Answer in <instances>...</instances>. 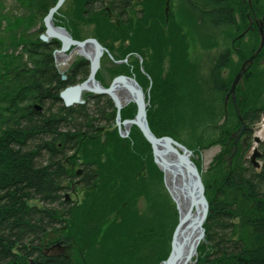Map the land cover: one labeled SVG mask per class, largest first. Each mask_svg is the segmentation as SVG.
Here are the masks:
<instances>
[{
    "label": "trees",
    "instance_id": "obj_1",
    "mask_svg": "<svg viewBox=\"0 0 264 264\" xmlns=\"http://www.w3.org/2000/svg\"><path fill=\"white\" fill-rule=\"evenodd\" d=\"M3 1L0 264H159L166 260L178 215L164 192L163 174L153 162L150 144L135 126L128 138H121L116 130L102 144L95 134L97 128L115 119L112 101L94 96L91 107L67 108L58 92L51 90L59 81L51 60L56 46L42 42L41 34L36 37L26 31L38 19L43 25V18L57 0H15L24 12L11 17L2 12ZM87 1L71 0L74 19L60 26L74 38L77 27L73 22L84 16ZM212 4L213 9L204 13L200 25L204 28L208 23L216 33L201 31L196 39L188 9L181 8L176 37L172 17L165 24V32L160 28L158 20L164 18L159 0L149 1L146 18L140 13L136 24L116 25L102 8L85 12L83 19L93 26L91 37L101 44L113 46L119 40L120 56L115 60L131 54L122 70L110 68L111 77L134 74L144 93L149 94L147 121L157 138L168 136L179 143L181 132L188 129L198 149L215 145L222 148L208 179L202 176L200 164L192 160L201 174L209 204L205 240L198 246L196 264H264V166L258 176L244 155L252 126L264 115V71L258 76L254 71L264 60V46L235 89L237 107L247 126L246 143L238 144L230 165L224 160L232 152L230 136L240 125L232 102L225 107L224 100L234 74L258 48L257 30L242 33L248 27L251 10L264 23V0H251V9L243 0H212ZM237 5H241L239 10ZM247 34L251 35V45L244 44L237 51L236 69L224 75L234 65L226 43L237 45ZM146 37L149 49L144 50ZM219 37L226 46L219 54L210 59L200 55L196 60L190 56V39L210 50L219 46L215 41ZM20 46L22 52L15 56ZM107 47L112 53L113 49ZM24 54L31 67L22 62ZM87 74L88 69L77 68L61 89L83 81ZM204 95L220 99L224 120L220 125H206L198 133L196 130L206 122L205 113L213 111L202 104ZM36 102L43 106L42 111L32 108ZM135 114L136 106L131 103L121 110L120 118L132 119ZM210 131L215 134L210 135ZM71 152L72 163L68 162ZM74 163L84 166L86 172L81 178L85 184L74 186V195L80 193L81 199L69 202L63 193L71 192L68 180L75 172L69 165ZM174 221V228H169Z\"/></svg>",
    "mask_w": 264,
    "mask_h": 264
},
{
    "label": "water",
    "instance_id": "obj_2",
    "mask_svg": "<svg viewBox=\"0 0 264 264\" xmlns=\"http://www.w3.org/2000/svg\"><path fill=\"white\" fill-rule=\"evenodd\" d=\"M64 2L65 0H57L55 5L48 10L47 15L43 18L45 32L40 36V40L42 42H47L49 39L58 40L60 42V49L57 52L60 54H66L68 52V55H71L75 50H78L79 55L86 58L90 66L88 76L83 82L65 87L59 91L58 97L65 107H72L84 103L82 96L85 93L106 95L114 103L116 123L113 128L116 127L118 129L120 136L123 138L127 137L131 126H136L140 130L145 140L151 146L153 162L163 173L165 189L175 204L178 213V223L171 239V250L167 259L162 261L161 264H194L197 256V248L205 240L204 224L208 216L209 204L205 197V188L201 174L191 159V152L171 137L165 136L157 138L151 132L147 121L149 99L133 78L122 75L117 76L108 87H103L95 79L96 72L100 66V58L107 51L93 38L77 41L72 39L64 28L54 25L53 17ZM248 4L251 8V0H248ZM262 25L263 22L261 21L259 28L260 43L258 48L242 63L225 97L226 104L231 95L232 103L240 123L238 129L230 136V140L233 141V149L231 154L225 157L228 164H230L231 159L234 157L238 142L247 128L237 107L234 93L237 85L242 81L247 69L251 66L264 45V30L262 29ZM59 87V85H55L52 91L59 90ZM122 92L128 97V103L131 102L136 105V114L133 119L120 120V110L126 104V100L124 101L121 98L123 95ZM33 108L37 110L42 109L38 104H34ZM122 126L125 130H122ZM113 128L110 130H113ZM258 157L259 152L254 148L248 157L253 167L258 166ZM168 175L171 177L174 185L175 182L179 184L180 191L187 202V208L184 211L180 210L177 199L172 194L167 181ZM65 198L66 200L69 199L68 196H65ZM192 211H194V214H192ZM59 245L58 243L56 246Z\"/></svg>",
    "mask_w": 264,
    "mask_h": 264
},
{
    "label": "flooded vegetation",
    "instance_id": "obj_3",
    "mask_svg": "<svg viewBox=\"0 0 264 264\" xmlns=\"http://www.w3.org/2000/svg\"><path fill=\"white\" fill-rule=\"evenodd\" d=\"M149 1L150 0H88L87 2L84 3L85 6H86L85 10L83 11L84 16L81 17L80 20L77 19L73 23L75 24V26L77 28H78V26H82V25L86 24L85 20L83 19L86 16L85 12L87 13V11H89V10L90 11L91 10L98 11V10H100L102 8L107 13V16L113 22L116 23V25H121L122 23L123 24L125 23V24H128V25H129V23L136 24V23H138V20L140 19V15H139L140 13H141V15L143 16L144 19L146 18ZM159 1H160V3H163V6H162L161 10H162V17L164 18V20H158V24H159L160 28L163 31H164V29H166L165 28V24L168 25L169 24V18L172 17V21L174 23V29H173L172 32H173V35L175 37L177 36V33H178V29L177 28L180 25V13H181V8H182L184 10L188 9L189 14L191 16L192 24L190 26V29H191V33H192L193 39L194 38L196 39L197 31L198 32L205 31V32H210V33H212V32L216 33L215 31H212V28H210L208 23H206L207 26L204 25V28L200 25L201 23H203V18L205 17L204 13L210 12L213 9L212 0H159ZM243 1H247V3H248V0H243ZM215 2H219V0H215ZM220 5L221 4H218V6H220ZM158 6H160V4H158ZM240 6L237 5L235 8H237L239 10ZM248 7H249V4H248ZM247 17H248V27H247V29L245 31H243L242 34H244L246 31H249V30L251 32H255V30H257L258 37H259V40H260L259 28H260V22L262 20L260 18H258L255 15L254 11H252V10H251V15L250 16L248 15ZM42 28L44 29V25H43ZM147 28H148V25H146L145 29L147 30ZM262 29L264 30V23L262 25ZM44 32H45V29L43 30V33ZM170 32H171L170 30H168V29L166 30V34H169ZM70 35H71L72 39L79 40L77 38H74V36H72V34H70ZM239 36H240V34L237 37H239ZM96 41L98 42V40H96ZM190 42H191L190 44L192 45L191 46L192 50H190L189 54L195 60L197 58H199L200 55H203L206 58L208 57L210 59L214 55L219 54L222 50L225 49V48L218 47L220 49H215V50H213V49H210V50L204 49L203 50L202 47L197 43V41H193L192 39H190ZM47 43L50 44V45L56 46V47L59 46L58 49H54L53 50V54L51 55V58H52L51 60H52L53 66L56 69L57 74L59 75V81H58V83H55V85H59L60 86L58 91L61 90V84L62 83L67 82L68 80L72 79V75L74 73V70H76L77 68L78 69H82V70L88 69V72H89L90 63H89V61L86 58H84L82 56H80L81 58H80L79 61H77V65L75 67L73 66L74 64H70L69 67L67 66L68 68L66 67L64 70L59 71V69H57V67H56V64H57V61H59L57 59V55H59L60 53H58L57 51L60 48V42L58 40H56V39H49L47 41ZM98 43L107 51V53L104 52L102 54L101 58H100V66H99L98 71L96 72L95 79L102 86L108 87L111 84L112 80L118 75L113 77L111 82L107 86H105L106 83H104V81H103V79L101 77V71H100L101 65H102L101 64L102 58L104 56H106L109 59H113V62L115 64H118V65L123 64V63L128 64L129 57L131 56V54H129L124 60H115L114 58H119V56H120L119 40H117V42H113V46H111L110 44L103 45L100 42H98ZM145 43H146V46L144 47V50H147V49H149V47L147 45V37H146ZM125 44H128V43L126 42ZM107 46H109L110 48L113 49L112 53L108 50ZM161 50H162V52L164 50V45L162 43H161ZM62 55L64 57H67L68 58L67 60L70 59L69 58L70 55H68V54H62ZM119 75L126 76V77H129V78H133L136 81L133 73H130L129 75L122 73V74H119ZM80 82H82V81H80ZM58 91H56V92H58ZM122 94L125 95L123 92H122ZM94 96H102V97H107L108 99H110V97H108L106 95H96V94L85 93L82 96V99L84 100V103L81 104V105H85L87 107H91L92 103H93V100H91V99ZM125 102H126L125 106L128 105V104H131V102L128 103L127 100ZM229 102H231V98L230 97L227 100V103H229ZM112 103H113V101H112ZM113 106H114V103H113ZM125 106L122 109H124ZM42 110L43 109H41L40 111H42ZM263 116L264 115H262V117ZM115 123H116V117H115V119L113 121L110 122L109 125H105L104 127L97 128L98 131L95 134V137H97L98 140L102 144L107 143L108 138L110 137L109 136L110 134H112L116 130L118 131V129L116 127L113 128L115 126ZM132 127L133 126H131L130 129H129L127 137H125V138L121 137L120 133L118 131L119 136L121 138H123V139L128 138L129 134H130V130H131ZM111 128H113V130H110ZM259 129H261L260 126H255V130H259ZM122 130H125V128L123 126H122ZM246 130H247V128H246ZM252 131H253V129H252ZM246 140H247V138H246L245 133H244V135L239 140V143H246ZM254 148H256L258 150L259 157L257 158L258 166L257 167H253L252 166V167H253L254 171L256 172V174L258 176H260V174L262 172V168L264 166V138H260L259 136H254L253 137L252 150ZM246 159L248 160V157ZM248 163H250L249 160H248ZM71 165H72L71 169H72V171L75 172V175L73 177H71V180H68V183L70 184V187L74 188V186L80 187L81 185H84L85 181L82 180V178H81L82 176H85L84 173L86 172V170H85L84 166H81V165L75 164V163L71 164Z\"/></svg>",
    "mask_w": 264,
    "mask_h": 264
},
{
    "label": "rangeland",
    "instance_id": "obj_4",
    "mask_svg": "<svg viewBox=\"0 0 264 264\" xmlns=\"http://www.w3.org/2000/svg\"><path fill=\"white\" fill-rule=\"evenodd\" d=\"M70 7H72L71 0H67L66 3L64 4V6L61 8V10L57 13L56 18L54 19L55 26H62V24H64V23L67 24V21H68L69 18L70 19H74V17L72 16V13H71L72 9ZM2 12L6 13V15L8 17H11V16H20L22 14V12H24V11L22 10V8L19 6V4L15 0H4L3 1V10H2ZM248 15L250 16V13L247 14V16ZM42 27H43L42 20L38 19V21L36 23H34L33 27L31 29H28L26 31V33H34V34H36V37H38L40 34L43 33V31H41L43 29ZM68 32L70 34L72 33L70 31H68ZM92 33H93V26L89 25V24H84L82 26H78L77 31L75 32V36H77V38L81 37L82 39H85V38L91 37ZM197 33H199V32L197 31ZM250 38H251V35L247 34L245 36V38L237 45H234L232 43L230 44L229 42L226 43L227 47L230 48V50L232 52L231 53V60L234 63V65L232 66V69H229L228 71H225L224 75L228 76L231 73H233V71L236 69V66H237V63H238V59H239V57L237 55V51L239 49H242V46L244 44L251 45ZM215 41L217 43H219V46L213 48V50L226 47L224 45L225 42H224V40H222V38L219 37ZM259 41L260 40L258 38L256 42H258V44H259ZM218 47H220V48H218ZM55 49H58V46ZM21 52H22V46L17 47L15 52H14V55L15 56L19 55V54H21ZM80 58L81 57L79 55H73L72 57H70L69 60L65 61L64 63H61L60 61H57L56 67H57V69H59V71L64 70L67 66L69 67L70 64H74L73 66L75 67L77 65V61H79ZM22 62L24 63V65H27V67H31L32 66V62H30L29 57H28L27 54H24ZM263 62H264V60L261 61V63L259 65H257L256 69L254 70L255 74L257 76L260 75L259 74L260 71H264V63ZM101 64H102L101 65V69H100L101 77H102L104 83H106V85H108L111 82V80H112V77H111L112 74L110 72V70H111L110 68H115L116 71L122 70V65L123 64H120V65L115 64L111 59H109L106 56H104L102 58ZM252 64H251V66H252ZM236 74H234V75H236ZM258 79H259V77H258ZM242 82H243V79H242V81L239 84H242ZM200 100L202 101V104L204 106L212 107L213 111L212 112L209 111L208 114L205 113L206 122L204 123V125H202L199 129L196 130V132H198V133L201 132V130L204 128V126L210 125L212 123L220 125V124L223 123V120H224L223 116L221 114L223 103H221L219 98H213L212 99V98H209L208 96L204 95L203 97L201 96ZM261 103L264 104V92H263L262 97H261ZM34 104H32V105H34ZM36 104H38L40 106V104L38 102H36ZM128 105H126V106H128ZM207 110H208V108H207ZM214 113H215V117L213 118L212 114H214ZM255 126H260L261 129L255 130ZM101 127H104V126H101ZM252 129H253V131H252V134H251L249 149L244 154L246 158L249 156V154H251L252 147H253V137L254 136H259L260 138H264V116L260 118V121L256 125L252 126ZM209 134L213 135L215 133L210 131ZM179 139H180V141L178 140L179 143L184 145L191 152V159L194 162L196 161V162H198L200 164V166L202 168V176L204 178L208 179L210 167L214 164V159L221 152V150H222L221 146L220 145H215V146L207 147V148H204V149H198L195 146L194 138H193L192 134L189 132L188 129L183 130V132H181ZM188 147H192V148H188ZM71 157H73L72 152L70 154H68V158H69L68 162H70V163H72V160L70 159ZM75 161H76V159H75ZM41 162H44V161H41ZM69 166L71 167L72 165H69ZM162 184H163V188L165 189V186H164V183H163V179H162ZM164 192H166V194L170 198V196H169L168 192L166 191V189H165ZM63 194L65 196L69 197V199H68L69 202L81 199V194L80 193H78V195L75 196V195H73L70 192V190H65ZM142 206H143L142 203H140V207L141 208H142ZM174 223H175V221L172 222V224L169 225V228L173 229L174 226H175ZM197 261H198V254H197L196 258H195L194 264H196ZM159 264H161V263H159Z\"/></svg>",
    "mask_w": 264,
    "mask_h": 264
},
{
    "label": "bare ground",
    "instance_id": "obj_5",
    "mask_svg": "<svg viewBox=\"0 0 264 264\" xmlns=\"http://www.w3.org/2000/svg\"><path fill=\"white\" fill-rule=\"evenodd\" d=\"M88 53V55H90V53L88 51H86ZM73 55H79L78 50H75L72 55H70V57H72ZM69 57V58H70ZM57 59L61 62L64 63L68 58L64 57L62 54L57 55ZM121 96V95H120ZM122 99L127 100L128 97H126L125 95L121 96ZM167 181H168V185L172 191V194L176 197L177 199V203L179 205V208L181 211H184L187 208V202L185 200V198L183 197L181 191H180V187L178 186L179 184L177 182L172 181L171 177L168 175L167 176ZM192 214H194V211H192Z\"/></svg>",
    "mask_w": 264,
    "mask_h": 264
}]
</instances>
